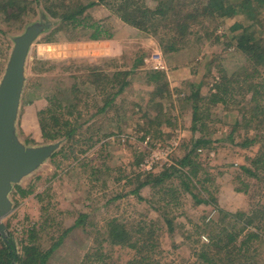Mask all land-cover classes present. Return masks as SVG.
Wrapping results in <instances>:
<instances>
[{
	"label": "trees",
	"instance_id": "16d2710c",
	"mask_svg": "<svg viewBox=\"0 0 264 264\" xmlns=\"http://www.w3.org/2000/svg\"><path fill=\"white\" fill-rule=\"evenodd\" d=\"M235 1L0 0V32L23 30L28 20L36 17L43 6L47 11H41L40 14L47 27L56 24L60 29L80 30L85 35L77 39L114 38L118 31L117 24L106 19L117 17L142 33L153 36L169 63L174 62L176 54L187 44L195 46L197 51L206 41L211 46H222L221 50L203 56L206 62L203 61L202 66L208 70L207 76L211 77L212 82L208 94L202 91L205 84L200 75L191 79L175 95L167 72L142 67L140 70L133 69L137 64L132 69L116 68L108 73L102 65H77L78 74L72 75L75 80L70 88L64 85L65 79L56 80L54 92L79 119V124L66 133V142L61 149L52 155L53 162L59 166L62 163L60 158H56L58 155L68 160L72 156L78 158L74 154L76 147L86 141L82 139L83 129L89 131L96 125L94 130L98 132L87 139L89 141L96 137L94 143L100 142L102 138H111L112 135L118 136L126 132L124 128L131 124L130 119L126 123L127 116H122L129 112L135 116L132 119L133 128L143 133L139 135L143 140L146 136L163 137L165 126H175L173 119L176 118L170 116V111H174L175 107L186 108L192 118L191 136L182 142L179 148H182L181 154L172 157L169 164H163L158 170L142 169L144 155L140 154L129 162L128 172L127 168H123L126 178L123 192L109 198L100 207L105 208L113 201L135 195L140 202L145 201L154 209L158 217L149 218L148 213L139 217H108L101 228L94 230L95 233L87 231L85 227L83 230L88 235L97 234V245L86 246L87 251L79 264H163L161 258L164 250L159 229L166 226L169 232H174L178 216L188 213V202L193 203L192 207L205 204L213 208L212 216H203L201 223H193V229L187 230L185 234L191 244L203 242L200 249H192L190 257L194 260L190 264H264V204L254 201L249 211L221 207L217 198L219 186L214 182L216 177L208 170L203 171L199 160L206 149L217 150L221 146L226 147L223 142H231L233 147L251 150L246 157L247 163L238 165L235 171L234 180L243 185L241 190L249 192L252 187L264 186V0ZM96 7H107L110 13L106 18L96 20L89 14ZM50 18L54 21H50ZM211 18L216 22L213 27H210ZM197 26L200 27L194 28ZM220 27L225 33L217 34ZM227 29H230L229 34H226ZM52 34H45L43 40L52 41ZM221 36L225 39L222 40ZM142 59L139 56L135 62H142ZM207 61L212 65L207 64ZM198 64L201 65L200 60L192 67L197 74L199 71L195 67ZM138 71L141 77H135ZM135 78L145 81L151 89L145 97L132 102L130 107L122 96L127 97L125 92L129 91ZM47 84V81L40 82L36 78L30 86L35 85V90L42 91L45 88L43 85ZM76 87L83 88L87 100L90 96L98 98L97 103H94L96 113L92 115L93 118L114 110L117 119L109 117L108 121L98 118L92 121V117L83 116V110L78 108L81 97L75 91ZM90 88H94L92 92ZM31 96L34 97L33 91ZM120 97L122 105L117 101ZM88 105L89 101L86 102ZM215 111L219 114L221 111H237L234 122L229 124L227 135L223 131L219 133L222 118ZM167 114L170 119L166 118ZM106 122L110 126L108 130ZM240 130L245 132L240 133ZM105 145L110 147V142H103L102 146ZM102 164L94 173L103 171L105 163ZM106 169L105 173L110 174V167ZM109 183L107 177L102 182L101 190L107 189ZM128 186L131 189L124 191ZM145 187L150 189L147 197L141 194ZM15 189L22 197L34 192L32 185L27 188L18 184ZM38 197L43 199L41 194ZM50 204L48 201L47 205L42 206V210H46L45 214H48ZM184 206L185 209H182ZM51 215L27 229L28 237L22 241L20 249L11 234L6 237L0 235V264H48L51 255L64 239L78 227L81 228L88 217L87 213H81L72 226L50 237V247H44L40 238L50 226L54 227ZM156 223L162 226L157 227ZM118 249L126 250L129 257L124 260L115 258Z\"/></svg>",
	"mask_w": 264,
	"mask_h": 264
},
{
	"label": "rangeland",
	"instance_id": "374dc122",
	"mask_svg": "<svg viewBox=\"0 0 264 264\" xmlns=\"http://www.w3.org/2000/svg\"><path fill=\"white\" fill-rule=\"evenodd\" d=\"M39 9V14L28 20L23 30L0 32V82L6 72L17 38L25 34L28 28L36 27L37 35L33 39L26 55L24 71L26 78L15 123L16 135L26 147L57 145L55 151H58L66 142V133L79 124V119L74 112L65 107L66 102L59 100L58 94L54 92L53 85H55L56 80L65 79L66 84L64 85L70 88L75 80L72 75L78 74L77 65H102L101 67L106 69L107 73L116 68L132 69L135 64H137L133 68L135 70H140L141 67L150 70V64L147 60L159 47V44L153 36L142 33L124 21L116 19L117 17H111V19L108 17L106 19L113 21L118 27L116 36L111 38L112 44L109 39H105L103 42L86 38L77 39L85 34H82L80 30L60 29L56 24L47 27L46 21L40 14L41 11L46 12L47 9L43 6ZM109 13L110 10L107 7H96L89 12L96 20L106 18ZM49 20L54 21L52 18ZM211 20L213 21H210V27H213L216 22L214 18H211ZM232 21L233 19L229 21V25ZM229 31L230 29H227L226 34H229ZM50 32L53 33L52 41L45 42L43 38L45 34ZM136 32L140 35L136 36ZM218 32L221 34L224 29L220 27L217 30V34ZM74 36L75 38H73ZM141 39L152 45L148 44V47L146 46L147 50L138 54L135 53V50L138 47L136 45L140 44L137 40ZM213 39H215L214 36ZM221 39L223 40L225 37L221 36ZM125 42L131 47V51H125L122 54L117 49V45ZM208 44H210L209 41H206L200 51H197L195 46L190 47L187 44L186 48L176 54L174 62L169 63L170 61L166 58L169 65L167 75L170 87H172L175 95L178 90L184 89V86L191 79H196L198 75H200L205 84L202 88L203 93L208 94L212 82L211 77L207 76L208 70L202 66L203 56L206 53L217 52L222 49L220 44L213 46ZM140 51L142 52V50ZM139 56L143 57L142 62H139L140 64L135 62ZM199 60L201 65L198 64L195 67L199 71V74H197L192 67ZM209 63L207 61V64ZM210 65L212 64L210 63ZM134 75L135 77H141L139 71L138 74ZM36 78H38V81L40 79V82H48L47 85H43L45 87L44 90H35V85L34 87L30 86L32 82L36 81ZM131 83L129 91L125 92L127 97L122 96V98L127 100L130 107L132 102L145 97L146 92L151 89L142 79L135 78ZM76 88L75 91L81 97L80 101H78V108L83 110V116L92 117L96 113L94 103H97L98 98L90 96L87 100V93L83 88ZM90 89L92 92L94 88ZM32 91L34 92V97L31 96ZM175 95L174 98H176ZM86 100L89 101L88 106H86ZM117 101L119 102L118 104H123L121 97ZM177 102L179 103L180 101ZM216 113L222 118L221 124H217H220L218 131L219 133L223 131V134L227 135L229 124L234 122L237 117V111H221L220 114L217 111ZM170 114L171 117L176 118V120L173 119L175 126H165V134L160 138L146 136L144 140L140 139L139 135L143 133L137 132L133 128L132 119H135V116L130 112L122 116H127L126 123L128 124L130 119L131 124L124 128L126 132H121L118 136L112 135L111 138H102L100 142L94 143L96 137L89 141L87 139L91 134L98 132L94 130L96 125L89 131L83 129L81 135L82 139L86 141L76 147L74 154L78 155L77 159L72 156L68 160L65 156L58 155L56 158H60V163H62L59 166V164L53 162L52 155L54 151L33 172L24 176L19 183L14 185L10 193L11 211L4 219L10 234L17 242L18 249L21 248L22 241L28 237L29 232L27 229L35 223L44 221L47 216L52 214L51 216L54 220L51 224L54 227L50 226L51 228H48L40 238L44 247H50V237L54 234L57 236L72 226L81 213H87L88 217L84 219L85 223L82 227L72 231L54 251L48 261V264H79L83 254L87 251L86 246L97 245V240L95 241L97 234L88 235L83 230L85 227L88 229L87 231L91 230L94 232L95 229H99L104 225L105 219L112 216H124L127 218L130 215L139 217L148 213L147 216L149 218L155 219L158 217V213L154 209L150 208L145 201L140 202L135 195H128L113 201L112 204L105 208L100 207L109 198L123 192L126 182L123 168H127L126 172H128L127 166L129 162L140 154L144 155L141 168L145 170H158L163 164H169L172 157L174 158L181 154L182 148H179L182 142L191 136V114L184 107H175L174 111H170ZM109 117L117 119L114 110L107 114L97 115L95 118L92 117V121L97 118L108 121ZM166 118L170 119L168 114ZM105 124L108 130L110 127L109 123L106 122ZM104 129L102 131H105ZM244 132V130H240V133ZM115 137H118V139ZM105 141L110 142V147L107 148V145L102 146ZM175 141H178V145L170 156L166 157L160 149L164 146L173 145ZM230 143L223 142L226 147L221 146L217 149L218 151L206 149L202 152L199 160L202 162V170H208L214 173L216 177L214 182L219 186L217 193L219 205L233 211H249L254 201H261L264 204V186L262 188L261 186L260 188L259 186L257 188L252 187L249 192L241 190L243 185L234 180V175L238 165L247 163L246 157L251 150L233 147ZM136 149L141 152L136 151ZM68 153L69 151H67ZM103 162L105 163L103 171L96 172L97 174L94 173L103 165ZM73 166L75 168H72ZM106 167H110V174L105 173ZM107 177H109L110 181L109 186L107 189L101 190L103 189L102 182ZM18 184L27 188L32 185L34 192L22 197L16 193L15 186ZM130 189L131 187L128 186L124 191H129ZM38 194H41L43 199L38 197ZM141 194L145 197L149 196L150 189L147 187L143 188ZM48 201L51 204L48 214H45L46 210L43 211L42 206L47 205ZM192 205V202L186 203L188 213L187 215L178 216L175 221L176 228L174 232H169L166 226L163 229H159L162 249L164 250L161 258L163 264H190L194 260L190 257L192 256V249H200L203 245V242L191 244L185 238V234L188 233L187 230L193 229V223H201L203 216H212L213 208L205 204L197 207H192ZM186 206L182 209H185ZM156 224L157 227L162 226L158 225V223ZM203 239L206 240L205 238ZM115 255V258L119 257L121 260L129 257L127 251L122 249H118Z\"/></svg>",
	"mask_w": 264,
	"mask_h": 264
},
{
	"label": "water",
	"instance_id": "95a60500",
	"mask_svg": "<svg viewBox=\"0 0 264 264\" xmlns=\"http://www.w3.org/2000/svg\"><path fill=\"white\" fill-rule=\"evenodd\" d=\"M28 28L16 45L0 82V235L10 234L4 219L11 211L10 193L15 184L33 172L56 150L57 145L26 147L16 135L15 123L25 84V61L37 35Z\"/></svg>",
	"mask_w": 264,
	"mask_h": 264
},
{
	"label": "built area",
	"instance_id": "2783aa9c",
	"mask_svg": "<svg viewBox=\"0 0 264 264\" xmlns=\"http://www.w3.org/2000/svg\"><path fill=\"white\" fill-rule=\"evenodd\" d=\"M147 62L150 64V70L164 71L167 73L169 72L168 62L166 61V58L160 47L156 48V50L148 58ZM177 145H178V141H175L173 145L164 146L163 148L160 149V151L163 152L166 157H169Z\"/></svg>",
	"mask_w": 264,
	"mask_h": 264
},
{
	"label": "crops",
	"instance_id": "0c3cea01",
	"mask_svg": "<svg viewBox=\"0 0 264 264\" xmlns=\"http://www.w3.org/2000/svg\"><path fill=\"white\" fill-rule=\"evenodd\" d=\"M140 34H138V32H136V36H139ZM103 40H105V39H101V40H99L98 42H100V41H102L103 42ZM109 41H110V43H111V39H109ZM125 41V40H124ZM138 42H140V44H137L136 46H138L137 47V49L135 50V53H138V54H141V53H143L144 52V50H147L146 49V46L148 47V44L150 45L151 43H149V42H147V41H144L143 39H141V40H137ZM117 43V42H116ZM112 44V43H111ZM152 45V44H151ZM127 46H129L128 45V43H118V45H117V49H119V51H120V53H122V54H124V52L125 51H128V52H130L131 51V47L129 46L128 48H127ZM140 50H142V52L140 51Z\"/></svg>",
	"mask_w": 264,
	"mask_h": 264
}]
</instances>
